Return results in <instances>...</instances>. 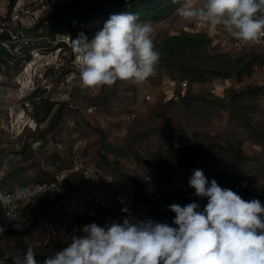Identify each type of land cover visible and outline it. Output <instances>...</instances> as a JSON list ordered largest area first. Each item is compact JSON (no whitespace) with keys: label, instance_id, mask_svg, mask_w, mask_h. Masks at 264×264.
Wrapping results in <instances>:
<instances>
[{"label":"rangeland","instance_id":"rangeland-1","mask_svg":"<svg viewBox=\"0 0 264 264\" xmlns=\"http://www.w3.org/2000/svg\"><path fill=\"white\" fill-rule=\"evenodd\" d=\"M70 1L0 0V46L11 54L0 58V115L5 118L0 128V189L51 177L72 161V149L81 140V155L129 189L136 209L121 205L99 209L80 218L72 232L48 233L44 222L56 218L63 203L91 187L75 175L63 196L36 206L29 222L0 213L4 229L0 252L5 249L11 261L18 251L31 246L38 264H43L47 256L65 248L72 236L83 235L84 225H102L115 216L118 222L129 217L141 221L136 211L151 197L144 180L148 170L167 179H189L195 169L209 176V162L228 165L253 178L242 198L258 199L264 205L263 51L227 44L222 28L211 35L215 28L197 29L196 23L182 20L175 14L182 0L172 12L147 21L153 25L156 48L172 35L204 34L210 42L195 53L223 54L216 65L205 62L199 67L198 59L190 60L191 64L177 61L164 51L155 75L143 84L119 82L99 92L85 90L71 39L81 32L91 39L105 21L80 27L73 21L74 31L59 21L55 37L46 28L33 29L40 19L62 11ZM78 1L88 6L94 0ZM193 50L188 47L185 53L193 56ZM170 78L189 80L190 86L173 93L167 85ZM147 92L152 94L150 100ZM151 215L159 223L176 227L175 213L169 209L165 215Z\"/></svg>","mask_w":264,"mask_h":264},{"label":"clouds","instance_id":"clouds-1","mask_svg":"<svg viewBox=\"0 0 264 264\" xmlns=\"http://www.w3.org/2000/svg\"><path fill=\"white\" fill-rule=\"evenodd\" d=\"M175 14L190 23L222 28L241 43L264 41V0H183ZM153 32L150 22L126 12L110 15L91 39L83 32L71 39L82 88L99 92L119 82L140 85L154 76L161 53ZM188 184L207 203L203 210L196 202L170 204L176 227L131 217L103 227L90 223L82 226L83 235L72 236L43 264H264V205L258 199L244 200L215 179L209 182L201 169L193 170ZM27 193L18 188L15 196L27 204L36 196ZM12 199L0 192L5 209ZM36 255L29 246L11 261L38 264Z\"/></svg>","mask_w":264,"mask_h":264},{"label":"built area","instance_id":"built-area-1","mask_svg":"<svg viewBox=\"0 0 264 264\" xmlns=\"http://www.w3.org/2000/svg\"><path fill=\"white\" fill-rule=\"evenodd\" d=\"M206 26L207 24L196 25L197 29ZM218 29L215 28L211 35H217V33L221 32ZM224 35L226 36L224 41L227 44L238 48L256 46L264 53V41L256 44L241 43L225 31ZM262 70L264 71V64ZM167 85L175 93L178 90L183 91L188 89L190 82L186 79L170 78L167 81ZM151 98L152 94L147 92L146 99L150 100ZM4 120L5 118L0 115V128L3 127ZM82 146L83 142L79 140L72 149L73 158L70 164L57 168L52 178L27 183L11 189H0V192L13 198L12 204L8 208L5 209L3 206H0V213L11 220L22 223L29 222L33 218L36 206L44 201L59 198L64 193L69 179L75 175L80 176L91 187L84 189L79 198H73L63 203L58 210L56 218L44 222V229L48 233L72 232L78 226L80 218L90 215L99 209H106L114 205L128 206L131 209H136L130 200L129 189L121 185L113 175L106 174L94 161L83 157L79 152ZM207 169L210 172V175L207 176L209 182L215 179L222 188L232 189L241 197L248 193L254 182L250 174L237 172L233 167L228 165L209 162ZM144 180L151 188V197L143 203V208L136 211L142 220L151 219L155 221L152 218L151 212L165 215L169 209L168 206L173 203L183 206L196 202L200 204L201 208L207 203L206 198H198L194 195L195 190L189 186V179H167L157 175L152 170H148L144 173ZM18 188L27 189L28 197L36 196L32 198L31 202L25 204L26 200L15 196ZM118 219V216L108 218L99 226L103 227L105 224L113 221L118 222ZM5 253H7L5 249L1 250L0 260H4L6 264H12L9 260V254L7 253L8 255L6 256Z\"/></svg>","mask_w":264,"mask_h":264},{"label":"trees","instance_id":"trees-1","mask_svg":"<svg viewBox=\"0 0 264 264\" xmlns=\"http://www.w3.org/2000/svg\"><path fill=\"white\" fill-rule=\"evenodd\" d=\"M180 1L182 0H178L177 3H174L173 0H94L88 6H86L78 0H71L62 11H57L50 16L40 19L33 29L39 30L42 27L46 28V31L50 37H55L59 32L57 25L59 21L65 22L68 30L74 31L77 26H87L90 22L96 21L98 19L106 21L112 14L126 12L137 14L142 21L157 20L164 14L172 12L177 4L180 3ZM51 17H53L52 23L49 22ZM73 21L78 23L77 26L72 24ZM7 37L9 38L10 35L8 34ZM209 42L210 39L204 34L172 35L166 38L157 49L161 54L164 51L167 52V54H169L173 60H184L191 64L190 60L198 59L201 62L199 67H202L204 66L203 64L209 62H212L216 65V63L220 61L219 58H221L223 54H209L208 50H206V52L201 50L205 48V44ZM188 47L194 48L192 54L193 56H187L185 53L186 48ZM0 48H3L1 50L2 52L0 51V58L3 56L11 57L10 52L4 47V45H1ZM198 48H201V51L197 50L195 53V50ZM185 55L187 57L184 58ZM194 69H197L198 71V68ZM51 105L52 102H49L46 108L47 113L49 112ZM53 174L54 173H52L51 177L49 178L41 177L36 181L50 179L52 178Z\"/></svg>","mask_w":264,"mask_h":264},{"label":"crops","instance_id":"crops-1","mask_svg":"<svg viewBox=\"0 0 264 264\" xmlns=\"http://www.w3.org/2000/svg\"><path fill=\"white\" fill-rule=\"evenodd\" d=\"M70 164V163H69ZM69 164H67V165H69ZM64 166H66V165H64ZM69 182V181H68ZM67 188H68V183H67V186H66V189H65V191H64V193L61 195V196H63L65 193H66V191H67ZM60 196V197H61ZM59 197V198H60ZM58 199V198H57ZM57 199H55V200H57ZM47 201H53V200H47ZM46 201H44V203H45ZM43 203V202H42ZM42 203H40V204H42Z\"/></svg>","mask_w":264,"mask_h":264}]
</instances>
